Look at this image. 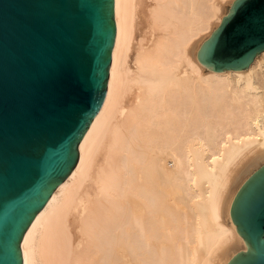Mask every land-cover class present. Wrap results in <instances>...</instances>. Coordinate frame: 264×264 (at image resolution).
<instances>
[{
  "label": "bare ground",
  "instance_id": "obj_1",
  "mask_svg": "<svg viewBox=\"0 0 264 264\" xmlns=\"http://www.w3.org/2000/svg\"><path fill=\"white\" fill-rule=\"evenodd\" d=\"M232 2L114 0L104 101L22 264H227L246 250L230 206L264 164V51L237 70L197 59Z\"/></svg>",
  "mask_w": 264,
  "mask_h": 264
},
{
  "label": "water",
  "instance_id": "obj_2",
  "mask_svg": "<svg viewBox=\"0 0 264 264\" xmlns=\"http://www.w3.org/2000/svg\"><path fill=\"white\" fill-rule=\"evenodd\" d=\"M200 45L213 71L244 69L264 51V0H233ZM114 0H0V264L78 160L104 101ZM230 217L246 244L227 264H264V164L236 192Z\"/></svg>",
  "mask_w": 264,
  "mask_h": 264
},
{
  "label": "rangeland",
  "instance_id": "obj_3",
  "mask_svg": "<svg viewBox=\"0 0 264 264\" xmlns=\"http://www.w3.org/2000/svg\"><path fill=\"white\" fill-rule=\"evenodd\" d=\"M229 7V5L228 4H225V11H227V8Z\"/></svg>",
  "mask_w": 264,
  "mask_h": 264
}]
</instances>
